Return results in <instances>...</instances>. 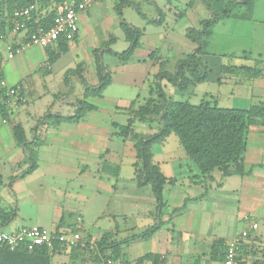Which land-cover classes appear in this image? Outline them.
I'll return each mask as SVG.
<instances>
[{
  "label": "crops",
  "instance_id": "1",
  "mask_svg": "<svg viewBox=\"0 0 264 264\" xmlns=\"http://www.w3.org/2000/svg\"><path fill=\"white\" fill-rule=\"evenodd\" d=\"M189 2L178 16L191 15L197 25L193 30H198L202 20L211 18V12L202 0H193L187 7ZM107 3L116 10L117 0H99L78 15L76 38L68 42L67 52L52 65L47 66L44 48L32 47L25 51L27 57L21 58L25 65L14 64V58L3 66L2 77L10 86L19 88L21 101L0 97V215L15 213L2 229L38 226L49 232L78 231L88 242L89 253L86 249H64L53 256L52 264H104L107 257L100 262L94 259L96 244L104 234H110L111 242L118 245L117 261L113 264H222L213 256L215 242L227 244L251 221L258 227L250 230L241 243L239 264H264V130L259 120L246 130L243 165L250 172L243 177L223 178L219 170L200 174L179 143L183 152L177 148L174 155L167 150L166 143L173 134L153 145V163L172 182L163 186V205L157 210L150 186L137 184L134 141L118 136L114 127L127 123L110 122L104 114L120 113L127 116L126 122L133 120L128 108L133 105L132 110H136L150 98L155 99L150 91L156 83L169 99L179 95L189 102V98L198 97L200 102L208 101L223 109L264 106V70L254 78L242 70L256 68V62L264 56V0H254L249 18L238 9L234 17L214 25L206 54L200 56L209 70L208 78L185 92L178 91L166 79L156 78L163 71L172 74L179 60L167 69L170 63L161 60L159 39L153 50H140L143 29L139 47L129 61L120 62L106 52L105 46L109 44L112 50V44L119 39L110 35L113 24L106 22ZM43 4L41 14L60 7L55 0ZM152 7L157 19L151 22L158 21L160 8L155 2ZM8 37H13L12 33ZM122 39L128 44L123 32ZM194 49L195 44L191 52ZM94 52H98L103 67L111 73V84L100 97L84 98L87 86L98 87ZM152 53L154 57L150 59ZM0 55L3 56L1 44ZM33 62L37 67L32 73L29 70ZM222 66L232 69L224 73ZM115 82L129 87L147 85L142 101L138 103L137 96L126 106H119L120 99L106 96V90ZM82 100L95 110L79 122L52 126L45 121V116L50 115L73 116L77 102ZM16 126L22 128L27 143L35 138L33 129L38 127L37 135L43 142L36 149V169L29 174L28 156L14 136ZM159 127L158 122L133 120L132 124L134 133L140 136L152 135ZM26 207L42 212L45 221L26 211ZM152 226L157 230L144 238L142 235ZM146 256H157L158 261L143 260Z\"/></svg>",
  "mask_w": 264,
  "mask_h": 264
},
{
  "label": "trees",
  "instance_id": "2",
  "mask_svg": "<svg viewBox=\"0 0 264 264\" xmlns=\"http://www.w3.org/2000/svg\"><path fill=\"white\" fill-rule=\"evenodd\" d=\"M49 0H0V35H8L11 33V17L14 10L36 3L39 6L37 15H33L28 24L29 32L35 27L42 26L47 28L55 16L56 12L62 10L68 0H55L59 8L48 10L41 14L44 8V2ZM193 0H190L187 7H191ZM206 8L211 12V18L202 20L198 30L190 29L186 33V37L195 44V49L185 58L178 61L176 68L172 74L168 72L159 73L156 78L158 80L166 79L178 91L185 92L190 87L203 83L209 75L208 68L203 64L200 56L206 54L208 40L212 35L214 25L228 17H234L236 10L242 9L249 18L252 11L254 0H202ZM130 0H117L116 11L121 14V9L131 5ZM244 14V15H245ZM37 20V21H35ZM154 25L162 23V17L158 21L151 22ZM120 29L124 34L125 40L128 42V48L121 53H114L107 48V53L118 59L120 62H127L131 58L135 49L139 47V40L142 30L127 24L124 20L120 22ZM113 39H110V42ZM68 42L59 41L57 48H46L48 55L47 66L52 65L60 54L67 52ZM95 53V52H94ZM96 54V66L98 75V87L93 88L85 84L82 76L77 73L82 83L87 88L84 92V98L100 97L103 91L111 84V73L106 71ZM153 53L149 58L153 59ZM230 67L222 66L221 72L231 70ZM242 69V68H241ZM249 73L251 78L259 77L261 70L257 68H243ZM76 72V71H75ZM1 93V92H0ZM156 95V98H150L136 110H132L133 105L128 110L133 115V120L139 123L158 122L160 127L152 135L140 136L134 133L132 124L133 120H129L125 126L114 127L118 130L117 135L123 139L131 137L134 141L136 150V179L138 186H150L152 194L157 204V210L163 205V186L169 182L159 171L157 165L153 163L151 147L163 143L170 135H175L178 139L180 147L185 152L188 160L194 164L200 174L210 175L214 170H219L223 178L233 175L243 177L248 175L250 171H245L243 160L246 151V130L254 121L259 120L261 125L264 121V106H251L247 110L241 109H223L215 105H211L208 101H202L198 105H191L187 101H173L166 98L162 87L156 83L150 91V95ZM6 100L7 98L4 97ZM5 107V105H3ZM3 108V107H2ZM95 110L93 105L86 101H78L73 116L62 117L59 115L45 116L52 126L61 123H77L84 116ZM40 125V122L39 124ZM38 127L33 129L35 138L29 143L26 142L23 130L20 126L14 128V136L17 143L23 147L28 156L30 167L26 173L29 174L36 169V149L42 145L37 135ZM15 216L14 212L0 215V227ZM157 230L156 226L148 228L142 235L144 238L149 237ZM227 244L218 240L214 244L213 256L221 261L224 258ZM83 251L87 248H77ZM76 249V250H77ZM62 249L60 246H54L53 250L39 248L33 253L24 250L9 251L0 248V264H52V258ZM97 255L94 256L96 262L107 257L112 261H117L118 245L111 242V235L104 234L96 244ZM110 254H106L107 251ZM158 261L157 256H146L143 260ZM239 262V260H238Z\"/></svg>",
  "mask_w": 264,
  "mask_h": 264
},
{
  "label": "built area",
  "instance_id": "3",
  "mask_svg": "<svg viewBox=\"0 0 264 264\" xmlns=\"http://www.w3.org/2000/svg\"><path fill=\"white\" fill-rule=\"evenodd\" d=\"M98 1L68 0L64 8L56 12L47 28L39 25L32 32H29L28 24L32 16L38 14L39 6L33 3L14 10L11 17V33L14 39L8 41L5 35H0V44L3 47V56L0 55V97L12 98L15 102L21 101L19 88L10 86L2 77L5 62L13 60L32 47L56 49L59 41H74L79 30L78 15L88 11ZM262 127L264 130V121ZM244 220L248 221V218ZM257 227L255 222L250 221L248 228L227 243L222 264H239V247L248 238L249 231L256 230ZM56 245L64 250L84 249L89 244L82 239L78 231L49 232L38 226H22L16 230L5 231L0 227V248L9 251L24 250L33 253L39 248L53 250ZM104 264H113V261L106 259Z\"/></svg>",
  "mask_w": 264,
  "mask_h": 264
},
{
  "label": "rangeland",
  "instance_id": "4",
  "mask_svg": "<svg viewBox=\"0 0 264 264\" xmlns=\"http://www.w3.org/2000/svg\"><path fill=\"white\" fill-rule=\"evenodd\" d=\"M131 1L133 3L131 4V6H126L121 9V13H122L121 15H119V13L110 6V3L106 4L107 7L105 8L104 11L106 12L107 15L106 22L109 23V25L113 24V27H111L110 29V35H112V37L119 38L111 46L113 51L121 53L128 46V44L122 39V31L119 26L121 20H124L128 24L144 30V37L141 39L142 45L140 47L142 49L140 50L143 51L148 49L153 50L157 46V42L155 41H158V39L160 40L161 43L160 48L162 47L161 60L163 61L165 60L168 61V63H170L167 66V69L170 68V66L174 64L177 60L183 59L186 57L187 54L191 53L190 49L192 46H194V44L185 37V31L188 28L197 29V25L194 19L191 17V15L187 17L178 16V14L182 12V10L185 8V5L189 0H170L169 1L170 4L166 0H131ZM153 2H155L160 8L159 12L161 13V17H162V23L160 25H154L151 23L152 19H157L156 10L155 8L152 7ZM194 10L198 11L197 7H195ZM13 39H14L13 37L11 38L8 37V41H11ZM85 43L86 45H88L89 39H87ZM83 46L84 44L82 45V47ZM170 46L173 47L172 50L169 49ZM169 50H171V53H169L170 52ZM27 53L28 52H25L23 53L24 55L21 54L18 55V57H15L13 63L18 64L20 67L25 65L24 59L22 60L21 58L22 56L27 57L26 56ZM34 63L35 62L32 63L31 70H29L32 73L33 70L37 67L36 64ZM256 63H257L256 68L258 70L261 71L264 70V56L258 59ZM118 74L119 73H117L116 75L117 81L119 78ZM241 75L243 74H240L239 76ZM205 86L208 87L207 85ZM146 90H147V85L143 86L140 85V83L135 84V86L129 87L126 85H122L119 82H115L106 90V96L110 98H116L117 100L120 99L121 102L120 101L118 102L119 106H126L128 102L133 101L137 96L139 97L138 103H140L142 101V98L144 97ZM172 100L186 101L188 99L186 97H181L179 95H176L172 97ZM200 101L201 99L198 97L189 98V102L191 103V105H198ZM104 114L105 116H107L110 122L114 121L121 125H125L127 123L126 122L127 116L122 115L120 113L115 114V113L105 112ZM166 147L167 150L172 152L174 155L177 154L176 152L177 148H179V150L182 151V149L178 147V142L176 137L173 135L171 139L167 141ZM26 211L30 212L31 214H34L36 217L39 216L43 221H45V219L42 216L43 214L42 212L37 213L36 212L37 210H35L32 207H26ZM34 221L35 220H33V222ZM90 251L91 250H87V249L85 250V252L87 253H89Z\"/></svg>",
  "mask_w": 264,
  "mask_h": 264
}]
</instances>
